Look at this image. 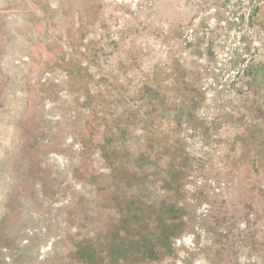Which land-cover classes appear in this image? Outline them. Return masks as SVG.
<instances>
[{
    "label": "rangeland",
    "instance_id": "obj_1",
    "mask_svg": "<svg viewBox=\"0 0 264 264\" xmlns=\"http://www.w3.org/2000/svg\"><path fill=\"white\" fill-rule=\"evenodd\" d=\"M0 264H264V0H0Z\"/></svg>",
    "mask_w": 264,
    "mask_h": 264
}]
</instances>
